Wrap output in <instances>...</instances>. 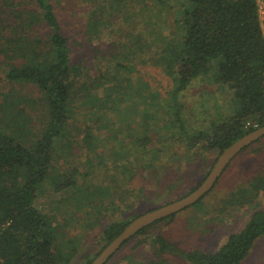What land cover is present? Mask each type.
I'll list each match as a JSON object with an SVG mask.
<instances>
[{
	"label": "rangeland",
	"instance_id": "rangeland-1",
	"mask_svg": "<svg viewBox=\"0 0 264 264\" xmlns=\"http://www.w3.org/2000/svg\"><path fill=\"white\" fill-rule=\"evenodd\" d=\"M49 1L68 40L72 62L83 68L76 85L88 83L97 101L92 104L76 87L74 114L65 138L56 141L50 178L40 186L35 205L56 224L60 240H66L73 249L68 264H85L100 249L102 230L108 223L130 220L134 214L184 196L203 180L219 151L206 148L203 141L191 143L178 134L173 115L165 113L171 78L152 61L160 53L162 42L174 35L179 0H166L160 14L151 12L154 44L146 36L150 27L145 17L141 18L142 32L128 30L131 22L124 20L127 15L135 20L133 13L139 5L126 13L113 11L110 21L104 19L94 33L87 26L88 13L95 3L107 7L116 0ZM212 73L210 70L192 80L178 93L186 135L227 118L235 108L230 89L216 81ZM96 78L103 86L93 87ZM26 89L36 93L33 86ZM91 111L101 117L95 119ZM28 112L37 118L36 127L40 125L39 109ZM143 129L148 134L146 150L138 147L137 156L132 140L137 133L144 136ZM86 133L93 146L84 141ZM119 152L125 156L120 158ZM263 168L264 137L236 154L202 198L129 239L107 264H126L129 258L135 263L148 261L153 257L151 239L156 233L183 249L214 252L229 234L243 227L254 209L264 211L261 194L247 196L244 204H238L232 195ZM69 177L75 180L73 186L54 190L55 180ZM165 258L167 264H189L170 253ZM241 264H264V235Z\"/></svg>",
	"mask_w": 264,
	"mask_h": 264
},
{
	"label": "trees",
	"instance_id": "trees-1",
	"mask_svg": "<svg viewBox=\"0 0 264 264\" xmlns=\"http://www.w3.org/2000/svg\"><path fill=\"white\" fill-rule=\"evenodd\" d=\"M136 1L129 4L116 0L110 5L107 3V7L95 3L88 13L89 31L97 33L104 19L110 21L113 11L126 13L139 5L133 13L136 19H129L127 15L124 20L131 22L128 30L142 32L141 18L145 17L150 27L145 31L146 36L154 44L155 39L150 36L155 23L151 12L160 14L166 0ZM177 3L174 35L162 42L158 47L160 53L152 61L171 78L165 113L173 115L178 134H183L191 143L203 141L206 148L217 149L220 153L243 134L264 124V30L257 1L179 0ZM106 11H109L107 15ZM210 70L216 81L230 89L235 108L227 118L186 135L178 93ZM0 74V264H68L73 249L68 247L66 240H60L56 224L35 205V200L42 183L50 178L56 141L65 138L74 114L72 104L76 87L85 92L86 100L92 104L97 100L88 83L76 85L83 68L72 62L68 40L49 0H0ZM26 86H33L35 95ZM98 86L103 83L97 82L93 87ZM146 97L145 94L144 99ZM37 108L41 121L39 129L35 125L37 118L28 112ZM91 114L95 119L101 117L96 116L95 111ZM144 131V136L137 133L132 140L137 156L138 147L146 150L148 134ZM89 139L86 133L84 141L93 146ZM118 156L125 155L119 152ZM52 184L58 191L73 186L75 180L69 177ZM257 194L264 196V168L250 177L245 187L232 193L238 204H244L247 196L251 198ZM87 197L91 202L90 195ZM138 215L134 214L130 220ZM130 220L108 223L102 230L103 243L98 252ZM151 224L129 239L144 233ZM263 235L264 211L254 209L243 227L229 234L214 252L183 249L156 233L151 239L153 257L143 263L129 258L126 264H167L166 253L189 264H241Z\"/></svg>",
	"mask_w": 264,
	"mask_h": 264
},
{
	"label": "water",
	"instance_id": "water-1",
	"mask_svg": "<svg viewBox=\"0 0 264 264\" xmlns=\"http://www.w3.org/2000/svg\"><path fill=\"white\" fill-rule=\"evenodd\" d=\"M263 136L264 124L234 140L218 154L206 176L193 190L176 200L151 208L131 219L113 239L103 246V248L88 264H105L108 259L121 247V245L138 230L157 220L175 214L181 209L198 201L213 187L218 177L233 157L244 147L250 145Z\"/></svg>",
	"mask_w": 264,
	"mask_h": 264
},
{
	"label": "built area",
	"instance_id": "built-area-1",
	"mask_svg": "<svg viewBox=\"0 0 264 264\" xmlns=\"http://www.w3.org/2000/svg\"><path fill=\"white\" fill-rule=\"evenodd\" d=\"M258 7L259 19L264 30V0H256ZM263 95H264V82H263Z\"/></svg>",
	"mask_w": 264,
	"mask_h": 264
},
{
	"label": "crops",
	"instance_id": "crops-1",
	"mask_svg": "<svg viewBox=\"0 0 264 264\" xmlns=\"http://www.w3.org/2000/svg\"><path fill=\"white\" fill-rule=\"evenodd\" d=\"M225 240H226V239H225ZM223 243H224V242H223ZM223 243H222V244H223Z\"/></svg>",
	"mask_w": 264,
	"mask_h": 264
}]
</instances>
